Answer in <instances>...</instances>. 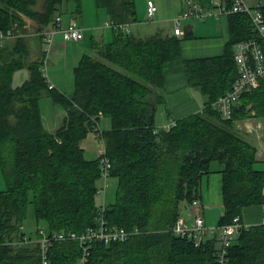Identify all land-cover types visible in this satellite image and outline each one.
Instances as JSON below:
<instances>
[{"label": "trees", "instance_id": "1", "mask_svg": "<svg viewBox=\"0 0 264 264\" xmlns=\"http://www.w3.org/2000/svg\"><path fill=\"white\" fill-rule=\"evenodd\" d=\"M64 0H0V30L21 34L0 44V166L6 187L0 190V264H41L38 228L23 242L28 205L37 221L54 232L81 234L103 215L109 225L124 227L128 240L90 244L87 264H218L219 236L197 243L176 235L173 226L199 197L203 174H223L224 212L218 226L232 222L247 206H264V170L255 167L258 148L236 130L249 116L264 120V78L241 96L230 119L213 103L230 90L239 73L235 45L257 37L246 13L229 14V40L219 55L183 59L188 83L205 98L202 110L176 120L169 129L156 122L164 101L167 68L182 59V37L153 34L137 37L113 29L110 41L92 37L94 54L84 53L74 67L71 94L49 87L42 29L54 22ZM77 2L81 10L82 0ZM114 23L138 20L136 0H95ZM185 1V0H184ZM212 7V0H199ZM261 10L264 13V0ZM41 52L32 58L31 40ZM23 68L29 77L13 84ZM49 94L66 111L62 124L49 131L41 99ZM101 128L110 175L118 179L115 200L98 204L102 155L90 159L81 146ZM214 161L220 166L213 168ZM104 207V210H103ZM83 249L77 240L52 239L48 264H78ZM229 264H264V224L243 227L229 247Z\"/></svg>", "mask_w": 264, "mask_h": 264}, {"label": "built area", "instance_id": "2", "mask_svg": "<svg viewBox=\"0 0 264 264\" xmlns=\"http://www.w3.org/2000/svg\"><path fill=\"white\" fill-rule=\"evenodd\" d=\"M212 7H205L199 0H185V9L179 13L173 20L175 35H182L183 21L190 18L205 19L209 15L213 14H232V13H246L252 22L253 31L257 33V37L238 42L235 47V60L238 69V77L235 80L232 88L226 93L221 95L214 103L213 106L220 113L223 119H230L233 115L234 108L240 104L241 96L250 92L252 89L259 86L260 81L264 78V13L261 10V2H251V0H225L215 1L212 0ZM158 11V6L154 0H147V16L149 20H152ZM62 16L57 15L54 22L42 29L39 34H43L44 39V51L46 53L45 63L52 50L55 36L57 33H62L65 40L81 41L83 39V29L78 25L76 21H71L67 27L62 24ZM105 25L113 29H121L127 33H131V23H114L109 21L105 22ZM21 34L16 33L12 29L0 30V44L3 45L6 41H12ZM43 70V68H42ZM44 76L49 82V87H55L48 79V74L44 73ZM176 124L173 120L170 123L163 125L160 128L169 129ZM97 132L95 133L99 140L103 143L100 155L102 178L105 180L103 189L99 190L105 192L107 186V179L110 175V168L112 166L108 157L103 156L105 154V143L101 135V126H97ZM104 204V203H103ZM192 212L194 213L193 221H189V218L184 217L182 214L177 218L173 231L176 235L188 238H194L197 243H200L204 238L211 237L214 234L219 236V246L217 250V262L218 264H229V247L235 240L238 234H240L243 227H248L242 221L240 215L233 218L232 222L217 226L207 227L202 215L201 204L199 199H194L190 204ZM104 210V207H103ZM40 238L36 241L40 243L41 247V264H48V249L52 239L55 240H77L82 246L83 253L79 259L78 264H87L89 256V247L92 242L101 241L104 243L111 242H123L129 239L130 232L122 226L109 225L100 215L97 218V225L95 227L88 228L85 232L77 234L76 232H54L53 235L48 236L46 230L42 227L38 228ZM205 235H209L206 236ZM31 239L25 236L23 242H29Z\"/></svg>", "mask_w": 264, "mask_h": 264}, {"label": "rangeland", "instance_id": "3", "mask_svg": "<svg viewBox=\"0 0 264 264\" xmlns=\"http://www.w3.org/2000/svg\"><path fill=\"white\" fill-rule=\"evenodd\" d=\"M42 2L43 0H39V9L42 7ZM155 2L158 6V11L156 12L154 18L152 20H149L147 16V0H136L138 20L136 22H133L131 25L135 34H140L141 36L146 37L150 36L151 34H155L159 31L165 33L174 32L173 20L179 14V10H181L183 7L181 0H179L178 2L176 0H155ZM251 2H254V0H251ZM57 15L62 16V24L64 27H67L69 25V23L71 22L70 19L72 18L71 20L76 21L79 25L85 28V39L79 41L80 47L84 49L80 54L77 52L74 56L73 54L68 53V55L65 56V48H61L60 46L58 47L57 45L59 37V34H57L55 36V41L52 47L57 49V54H52L54 52V49L51 50L46 63H44V65L42 66L44 73L48 74L47 76L49 81L52 82L51 79L54 80L57 78L58 80H56L59 84L58 89L62 92H67L68 94H71L75 88V78L73 71L74 66L80 61L84 53L94 54L95 52L94 49L91 47L92 35H94L95 37H100L103 30H106L107 34L109 35L108 40H111L112 36L110 35L113 34V28L105 25V19H110L109 14L107 13L105 8L98 7L95 0H82V6L80 11H77V2L75 0H64L63 4L56 12V17ZM63 41L65 42V40ZM71 41L73 40H66V43L71 45ZM26 74L28 77L29 72L26 68L18 70L14 74L13 84L15 86L22 84L27 79ZM199 92L202 96L203 105L205 103V98L200 90ZM161 105L162 107L157 110V125H160L163 122L159 121L162 120V118H159L161 115V111H163L164 109V105ZM166 105L167 104L165 103V107ZM41 109L46 128L51 132H55V130L63 122L66 113L65 109L60 104L56 103L49 94H44V96L42 97ZM100 126L102 129L110 128V120L106 117H102V119L100 120ZM236 130L239 132V134L251 141L253 140L252 136H254L256 142H262L264 140V120L262 118H258L252 115L247 118H244L243 120L237 121ZM248 134L249 137L247 136ZM82 142L86 148L85 155L87 158L94 159L99 156V153L103 148V143L99 140V138L94 132H90L88 137ZM258 148L264 154V145L260 144L259 146L258 144ZM257 165L259 168H264V161H259ZM219 166L220 164L217 161H214L212 164L213 168ZM116 181L117 178L112 176L107 179V186L105 188V192L102 191L97 198L98 204L102 203L104 195L106 193L108 194V192V204L115 200V191L117 188ZM104 184L105 180L101 177L98 181V187L100 189H103ZM5 187V179L0 166V190L4 189ZM187 207L188 208L183 209L182 214L184 217L189 218L192 207L190 205ZM216 224L214 226H216ZM38 226L46 228L45 222L43 220L37 221L34 205L30 203L28 205L27 216L24 220L23 225V229L26 233V236H32L35 238Z\"/></svg>", "mask_w": 264, "mask_h": 264}, {"label": "crops", "instance_id": "4", "mask_svg": "<svg viewBox=\"0 0 264 264\" xmlns=\"http://www.w3.org/2000/svg\"><path fill=\"white\" fill-rule=\"evenodd\" d=\"M176 1L178 2L179 0H176ZM215 1H225V0H215ZM256 1H260V0H254V2ZM260 2L262 3V1ZM181 3L183 4L182 5L183 7L181 10H179L178 13H181L185 9V1L181 0ZM71 19L70 21H73ZM109 20L105 19V22ZM79 26L83 29V39H85V28L81 25ZM130 29L133 35L137 37H143L140 34H135L132 27H130ZM183 30H184V33L180 35V37H182V41H181L182 59L174 61L166 70L165 86H164V89L162 90V93L164 95V101L161 103L164 105V109L163 111H161L160 113L161 115L159 118V119L162 118V120H159V121H163V122L160 125H158L159 127L166 125L173 120L176 121L179 118H182L188 114H191V113H194V112H197L203 109L204 104L202 105V96L199 90L197 88L191 87L188 83L185 69L183 66V59H192V58L207 57V56H214V55L222 54L224 52L226 43L228 42L229 37H230L229 35V14H226V13L213 14V15L207 16L205 19L194 17V18L184 20ZM157 33H160L163 35L173 34V32L165 33L161 31ZM57 34H59L57 45L58 47L60 46L61 48L63 47L65 48L64 50L65 56L68 55V53H71L75 56L77 52L80 54L84 50L82 47H80L79 41H71L72 43L71 45H69L68 43H66V40L64 39L63 34L61 33H57ZM93 36L94 35H92V37ZM110 36H113V34ZM95 38H97V40H100V41L101 40L110 41L108 40L109 35L107 34L106 30H103L100 37H95ZM63 40H65V42ZM31 44H32V58H34L40 54L41 47L38 46L34 38L31 40ZM53 49H54V52L52 54H57L56 53L57 49L52 48V50ZM73 71H74V68H73ZM28 77L26 74L27 79ZM56 79L54 80L51 79L52 80L51 83L54 84L56 88H58L59 87L58 86L59 84L57 82L58 79L57 80ZM165 103L167 104L166 107H165ZM161 104H159L160 106L158 105V109L162 107ZM157 118L158 117L156 115V121H157ZM247 136L249 137V134ZM252 137H253L252 141L257 146V148H258V144L259 146L260 144L264 145V140L262 142H256L254 136ZM81 146L86 151V148L83 142L81 143ZM257 157H258V162L264 161V154L263 152L260 151L259 148H258ZM257 163L255 164V167L258 169L264 170V168H259ZM117 185H118V179L116 181V186ZM222 185H223V174L221 172H218L217 170H214L213 172H210V173L203 174V176L201 177V182H200V186L198 190L199 191L198 199L201 204L202 215L204 217L205 225L207 227H217L218 221L224 212V196H223ZM99 190L96 195V200L100 194ZM107 198H109V192L108 194L106 193L104 195V198L101 204L104 203L108 205L109 202H107L108 201ZM184 208H188V207L185 206L183 207V209ZM193 217H194V213L192 212V209H191L189 221H193L194 220ZM242 221L248 225L264 224V206L261 204H256V205L245 207L243 210ZM215 224L216 226H214ZM37 228H39V226ZM206 236H209V235H205V237Z\"/></svg>", "mask_w": 264, "mask_h": 264}]
</instances>
